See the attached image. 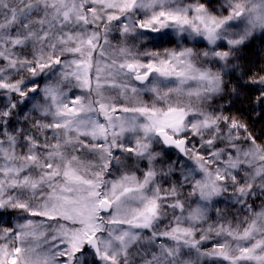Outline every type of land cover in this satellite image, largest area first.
<instances>
[{"label": "snow or ice", "instance_id": "6c2138e0", "mask_svg": "<svg viewBox=\"0 0 264 264\" xmlns=\"http://www.w3.org/2000/svg\"><path fill=\"white\" fill-rule=\"evenodd\" d=\"M255 40L264 0H0V264H264Z\"/></svg>", "mask_w": 264, "mask_h": 264}, {"label": "trees", "instance_id": "16d2710c", "mask_svg": "<svg viewBox=\"0 0 264 264\" xmlns=\"http://www.w3.org/2000/svg\"><path fill=\"white\" fill-rule=\"evenodd\" d=\"M243 57V64H254L255 67H260L264 65V44L257 49L254 50H245L241 53ZM237 107H241V105H237ZM244 108H247V105H243ZM257 131L264 129V120H261L259 123L255 125Z\"/></svg>", "mask_w": 264, "mask_h": 264}, {"label": "rangeland", "instance_id": "374dc122", "mask_svg": "<svg viewBox=\"0 0 264 264\" xmlns=\"http://www.w3.org/2000/svg\"><path fill=\"white\" fill-rule=\"evenodd\" d=\"M264 44V41H260V40H255L254 42H251L245 49V50H254L259 48L260 46H262ZM243 51V52H244ZM242 52V53H243Z\"/></svg>", "mask_w": 264, "mask_h": 264}]
</instances>
